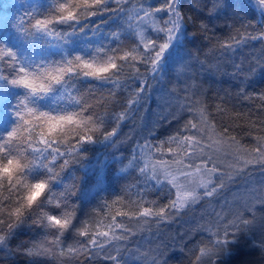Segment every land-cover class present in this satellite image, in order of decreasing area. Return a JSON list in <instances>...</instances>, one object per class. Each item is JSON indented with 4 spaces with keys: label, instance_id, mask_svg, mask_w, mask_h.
<instances>
[{
    "label": "trees",
    "instance_id": "trees-1",
    "mask_svg": "<svg viewBox=\"0 0 264 264\" xmlns=\"http://www.w3.org/2000/svg\"><path fill=\"white\" fill-rule=\"evenodd\" d=\"M164 2L128 0L120 6L112 3L109 7H120L127 12L114 11L80 23L58 24L54 26V34L47 36L36 33L26 17L55 15L56 0H0V45L15 52L19 64L29 70L64 62L76 55L104 59L103 52L98 50L110 51L118 46L114 34L120 35L125 50L136 47L139 31H144L146 36L149 34L142 26L137 28L139 21L129 6L140 9L160 6ZM214 4L218 6L213 8ZM180 8L188 24L177 33L159 72L152 78L150 89L141 94L143 99L132 108L127 107L129 91L123 87L112 93V86L84 77L55 86L43 97H29L26 90L0 80V141L17 125L16 105L25 98L40 111L62 115L80 111L81 106L72 99L74 96L85 104L87 111L83 116L85 119L91 116L96 129L88 131L95 142L83 144L79 151L69 149V145L77 143L76 133L70 130L62 137L66 143L59 145L63 154H52L56 156L55 160L51 157L36 159L39 154L26 142L14 145L13 150L23 154L25 161L37 166L46 165V168L30 170L28 176L33 182L47 178V175L50 177L46 196L52 202L29 210L31 218L26 213L28 221L15 229L5 247L0 246V264H111L102 252L88 259L67 253V247L78 248L86 239L75 232L76 228L81 226L91 231L101 224L106 225L111 219L110 213L117 208L134 210L141 200L166 205L174 198L160 191V186H153L150 165L144 173L140 169L145 167L147 160L142 151L144 144H158L175 134L186 119L192 118V113L184 111L182 105L198 101L197 107L205 110L217 130L228 126L241 146L250 148L257 136L264 135V41L246 39L242 44H234L231 50L220 47L232 36L239 39L245 33L259 35L264 31V16L248 0H180ZM21 18H25L23 24L19 23ZM115 20L119 24L116 25ZM202 24L205 27L202 28ZM55 30L64 34L62 40L56 38ZM101 45L105 49H101ZM5 60L11 64V60ZM14 72V68L4 69L9 80L14 77ZM113 129L116 136L105 139ZM43 155L48 156V153ZM223 159L227 161L231 157ZM47 168L52 172L47 173ZM262 170L259 166H250L246 175H233L232 178L241 184ZM225 171L232 172L233 169L225 167ZM19 179L25 180V177ZM212 179L216 181L215 176ZM228 181L226 187L213 197L189 203L183 209H170L168 219L163 222L153 221L139 227L130 241L123 242L128 250L121 248V264H192L193 252L199 255L196 250L203 247L201 241H207L209 234L205 228L212 227L218 218L226 220L231 215L215 208L217 202L227 199L226 191L236 188L237 183ZM22 191L17 188L12 192L4 182L0 186V212L4 207L14 206ZM120 200L123 204L115 203ZM53 214L75 217L73 228L59 238V245H44L57 252L63 248L64 257L51 252L37 254L41 241L54 239L51 233L56 230L46 227V217ZM244 215L252 223L244 227L217 264H264V252L253 243L264 240V207L244 211Z\"/></svg>",
    "mask_w": 264,
    "mask_h": 264
},
{
    "label": "snow or ice",
    "instance_id": "snow-or-ice-1",
    "mask_svg": "<svg viewBox=\"0 0 264 264\" xmlns=\"http://www.w3.org/2000/svg\"><path fill=\"white\" fill-rule=\"evenodd\" d=\"M112 3L120 6L127 4L128 0H65L63 3L56 0L55 15L50 14L45 18H37L33 15L26 18L36 33L52 36L54 26L58 24L80 23L114 11L127 12L120 7H109ZM255 3L261 11H264V0H255ZM217 6L214 4L213 8ZM129 7L139 21L137 28L142 26L149 33L146 36L144 31L138 32L139 41L135 42L136 47L125 50L120 35L114 34L113 39L118 42V46L110 51L98 50L103 52L104 59L97 57L86 59L76 55L64 62L29 70L19 64L15 52L0 45V80H7L12 86L26 90L29 97H43L52 92L55 86L67 85L72 79L84 77L112 86V93L116 88L123 87L129 91L127 107L132 108L139 99H143L141 94H146L150 89L152 78L159 72L165 54L177 39V33L185 24H188V20L182 14L180 0H165L163 4L156 7L150 5L140 9ZM161 14L165 15L161 16ZM129 19L131 20V17ZM24 22L25 18L19 21L20 24ZM131 26L129 23V27ZM201 27L205 26L202 24ZM55 35L58 40L64 38V34L56 30ZM246 39L264 41V31H261L259 35L245 33L239 39L232 36L228 41L221 43L220 47L231 50L234 44H242ZM5 58L11 60L10 65ZM5 67L15 69L14 77L10 80L4 74ZM130 68L133 71H126ZM72 99L81 106L80 111L62 115L40 111L32 107L27 98L21 99L16 105L18 110L15 115L18 123L0 141V186L6 182L12 192H15L17 188H22L23 191L18 193L19 199L15 201L14 206L4 207L0 212V246L5 247L15 229L27 222L29 217L31 218L32 212L29 210H33L34 207L38 209L45 202H52L46 196L50 177L47 175V178L33 182L28 176L30 170L35 167L46 168V165L37 166L25 161L23 154L13 150L14 145L18 142H26L33 152L39 154L36 159L51 157L55 160L56 156L52 154H63L59 145L62 142L66 143L62 141V137L70 130L76 133L77 141L76 145H69L70 150L79 151L83 144L95 142L88 135V131L96 130L91 123V116L87 119L83 116V113L87 111L85 104L76 100L74 96ZM198 103L193 101L187 106L182 105L184 111L192 113V118L186 119L175 134L161 140L158 144L146 143L142 148L147 160L145 167H142L140 171L146 172L150 165L153 186H160V191L174 198L169 199L166 205H160L156 201L141 200L135 204L134 210L129 208L125 211L117 208L114 213H110L111 219L108 224H101L91 231L79 226L75 232L86 239L78 248L67 247V253L92 259L102 252L104 258L111 264H121L123 258L121 248L128 250V246L123 242L130 241L142 225L153 221L163 222L168 219L170 209H183L189 203L213 197L226 187V180H231L233 175H246V170L250 166L253 168L259 166L260 169H264V135L257 136L254 146L250 148L241 146L228 126L217 130L216 124L208 119L205 110L197 107ZM78 129L80 131H76ZM115 136L116 131L113 129L104 138L111 139ZM41 145L43 147H40ZM45 152L48 156L43 155ZM225 156L231 159L225 161L223 159ZM225 167L233 171L227 172ZM46 172L51 173L52 169L47 168ZM20 176H24L25 180L19 179ZM213 176L216 177V181H219L218 183L212 179ZM250 196L252 200L264 203V191H253ZM11 203L9 201V204ZM115 203L123 204V201ZM250 206L249 201L248 207ZM246 210L247 208L243 206L237 207L228 219L220 217L212 227L205 228L209 234L207 241H201L203 247L196 250L199 255L193 252L192 264H217V261L236 242L244 227L252 223L244 215ZM117 217L120 219L117 220ZM74 218L73 215L65 217L48 215L46 227L56 230L51 233L54 239L50 242L41 241L37 246L39 249L37 254L46 255L51 252L58 257H64L66 253L63 248L57 252L55 248L44 245L49 243L59 245L61 243L59 238L73 228ZM253 243L261 252H264V240Z\"/></svg>",
    "mask_w": 264,
    "mask_h": 264
},
{
    "label": "rangeland",
    "instance_id": "rangeland-1",
    "mask_svg": "<svg viewBox=\"0 0 264 264\" xmlns=\"http://www.w3.org/2000/svg\"><path fill=\"white\" fill-rule=\"evenodd\" d=\"M248 2L256 8L259 14L264 15V11H261L255 3V0H248ZM253 191H264V173L261 176H257L250 183L244 184L242 188L234 192L231 197L225 200L224 207H226L225 211L229 212L230 208L236 209L237 207H245L247 210H253L255 206L264 207V203H261L259 200H252L250 194ZM249 201L251 202V206L248 207ZM246 210V211H247Z\"/></svg>",
    "mask_w": 264,
    "mask_h": 264
},
{
    "label": "bare ground",
    "instance_id": "bare-ground-1",
    "mask_svg": "<svg viewBox=\"0 0 264 264\" xmlns=\"http://www.w3.org/2000/svg\"><path fill=\"white\" fill-rule=\"evenodd\" d=\"M253 8H254V6H252ZM255 10H256V8H254ZM257 11V10H256ZM261 16H264L263 14H261ZM115 24L117 25V24H119L116 20H115ZM115 25V26H116ZM101 49H105V47L104 46H102L101 45ZM91 54H93V52L91 51L90 52ZM98 55V54H97ZM174 55V54H173ZM171 60V59H170ZM264 173V169L262 170V171H260V172H258V174H257V176H261L262 174ZM257 176H252V177H247L246 179H244V181L240 184L237 180H235V177L234 178H232L230 181H228L227 183H234V184H236L235 185V187L237 188H235V190L234 189H231V190H229V191H226L225 192V195L227 196V199L229 198V197H231V195L234 193V192H236L237 190H239L240 188H242V186L244 185V184H248V183H250L254 178H256ZM224 195V196H225ZM225 200H226V198H224L223 200H221L220 202H217L216 203V207L215 208H217V209H219V210H226L225 208L226 207H224V202H225ZM256 207L257 206H255L254 208H253V210L254 209H256ZM233 210H235L233 207L232 208H230V211L228 212V213H232V211ZM203 230V229H202Z\"/></svg>",
    "mask_w": 264,
    "mask_h": 264
}]
</instances>
